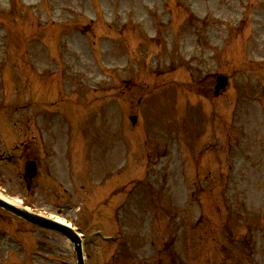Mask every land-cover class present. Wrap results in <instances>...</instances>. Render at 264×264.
Returning <instances> with one entry per match:
<instances>
[{
    "label": "rangeland",
    "instance_id": "1",
    "mask_svg": "<svg viewBox=\"0 0 264 264\" xmlns=\"http://www.w3.org/2000/svg\"><path fill=\"white\" fill-rule=\"evenodd\" d=\"M52 17H62L56 21L61 24H51ZM121 20L127 25L119 35L108 30L113 25L117 32ZM196 52L203 60L191 56ZM261 57L264 0H0V187L34 211L59 214L83 232L92 222L104 233L118 231L131 241L130 253L119 255L112 254L113 243H88L85 264H183L182 255L185 264H220L228 256L231 264H264ZM118 65L137 68L106 69ZM228 65L240 69L218 97H213L210 73L196 88L177 80L188 73L221 72ZM128 71H135L133 80L121 89L108 88L113 95L97 100L95 110L84 109L88 114L79 116L80 104L69 100L57 107L64 124L54 114L42 133L29 123H40V109H45L40 103L56 93L59 74L66 72L68 82L76 77L95 86L98 77L111 83L113 75L128 77ZM168 72L174 77L165 76ZM136 74L144 75L141 81L134 80ZM45 75L50 82L40 80ZM15 90L22 91V98L33 92L22 100L31 112L20 108L22 101L15 102ZM241 95L253 102L237 101ZM98 108L101 117H93L86 130L77 125L78 118L83 121ZM130 114H136L135 124ZM156 123L161 126L153 131ZM144 130L154 132V139L144 142ZM245 133L244 149L235 152L230 145ZM82 144L98 149L84 154ZM46 146L53 148L52 156ZM29 152L40 165L27 188L21 156ZM119 164L122 171L112 172ZM150 169L157 176L149 195L134 196L129 207L121 192L114 197L123 198L129 208L117 226L113 209L99 200L106 189L132 187ZM101 182L105 188L98 186ZM1 220L25 230H11L21 236L19 242L0 237V264L32 249L46 258L31 253L20 264H76L72 244L61 234L2 210L0 225ZM226 225L233 229L232 241L222 232Z\"/></svg>",
    "mask_w": 264,
    "mask_h": 264
},
{
    "label": "water",
    "instance_id": "2",
    "mask_svg": "<svg viewBox=\"0 0 264 264\" xmlns=\"http://www.w3.org/2000/svg\"><path fill=\"white\" fill-rule=\"evenodd\" d=\"M0 205L4 206L10 210H12L13 212H16L17 214L21 215L22 217H25L28 220H31L33 222L39 223L45 226H49V227H54L55 229L63 232L64 234H66V236H68L73 242H74V246L76 248L77 251V257H78V264H83L82 261V257H81V253L79 250V245H78V238L77 236L71 231V229L63 224L57 223L56 221L50 220L48 218L33 214V213H29L19 207H16L12 204L6 203L4 201L0 200Z\"/></svg>",
    "mask_w": 264,
    "mask_h": 264
},
{
    "label": "bare ground",
    "instance_id": "3",
    "mask_svg": "<svg viewBox=\"0 0 264 264\" xmlns=\"http://www.w3.org/2000/svg\"><path fill=\"white\" fill-rule=\"evenodd\" d=\"M0 196L14 204H16L17 206H21V201L19 200V198H9L6 194L3 195L2 193H0ZM51 215V214H50ZM55 217V216H53ZM55 219L59 220V221H63L64 222V219L59 217V216H56Z\"/></svg>",
    "mask_w": 264,
    "mask_h": 264
}]
</instances>
